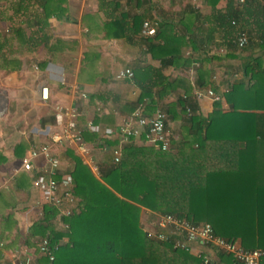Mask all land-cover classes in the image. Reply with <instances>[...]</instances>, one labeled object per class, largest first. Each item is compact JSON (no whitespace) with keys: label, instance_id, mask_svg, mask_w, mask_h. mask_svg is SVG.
<instances>
[{"label":"trees","instance_id":"16d2710c","mask_svg":"<svg viewBox=\"0 0 264 264\" xmlns=\"http://www.w3.org/2000/svg\"><path fill=\"white\" fill-rule=\"evenodd\" d=\"M218 1L206 0L214 10L212 15L193 3L182 7L176 14L185 28L180 33H176L177 23L166 13L163 19L156 18L154 25L151 23L156 31L150 36L143 34L146 16L135 17L133 36H141L140 41L148 46L147 53L160 60L161 67L140 59L142 63L138 61L131 68L132 80L141 94L131 104L129 114L140 109L151 116L160 107L161 99L174 94L175 99L162 110L166 129L171 122H181L179 129L183 134L186 131L183 147L172 153L170 148L128 144L122 147L119 162H114V155L108 153L109 157L99 166L101 178L124 196L127 191L123 188L131 187L137 205L118 197L67 144L58 143L74 159L70 175L77 203L70 216L61 215L62 206L56 202L42 204V215L31 225L28 244L39 253V243L49 238L52 243H59V249L53 262L42 254L36 260L39 264H203L190 251L149 237L142 222L141 205L195 223H211L218 236L240 239L246 249H264V0L238 4L230 1L226 12L215 14ZM10 9L14 11L8 15ZM60 12L51 0H0V25L9 21L7 29L0 30V59H19L14 55L18 52L17 40L28 44V49L35 47L37 39L46 36L41 33L42 28L44 31L54 13L61 16ZM24 23L34 29L40 25L41 30L32 29L28 34ZM194 27L200 36L192 33ZM241 33L248 36L244 47L238 44ZM216 34L221 42L211 47L210 39L214 43ZM253 39L263 51L243 63L239 58L247 53ZM188 49L200 63L195 83L185 70L174 78L164 73L170 66H182L184 51ZM40 64L45 67L46 62ZM220 67H227L228 75L219 74ZM231 71L242 73L241 77L231 75ZM216 74L220 76L213 79ZM204 86H212L227 102L228 109L217 102L214 113L205 116L194 94L195 87ZM101 133L83 131L85 140L96 147L107 143L113 149L118 146ZM30 173L21 172L16 177L20 191L25 192L40 174ZM63 175L60 167L54 177L60 180ZM128 195L131 196L129 191ZM79 197L83 202L78 201ZM57 217L59 221L55 223ZM4 219L9 222L13 214ZM64 223L69 224L68 229ZM65 236L69 241L63 242ZM35 238L40 240L36 243Z\"/></svg>","mask_w":264,"mask_h":264},{"label":"crops","instance_id":"0c3cea01","mask_svg":"<svg viewBox=\"0 0 264 264\" xmlns=\"http://www.w3.org/2000/svg\"><path fill=\"white\" fill-rule=\"evenodd\" d=\"M230 1L239 3V0H219L217 3L219 10L215 14L226 12ZM187 3H193L195 7H203L206 13L213 14L214 10L208 7L206 0H147V2L145 0H51V5L61 11V16H56L54 13L49 23L44 26V31L43 28L41 30L40 25L35 26L34 29L27 27L25 23L22 24L28 34L32 33V29L35 31L39 29L38 31L45 32L46 36L43 39L39 37L36 46L31 49H28L30 47L28 44H21L17 40L18 46L15 48L18 52L14 55L19 59H0V264H17L24 261V258L25 261L29 259L36 261L42 255L37 252L35 246L28 244V238L31 236V225L42 215V204L46 200L34 182L25 192L20 191L17 188L16 177L21 172L30 173L22 170L21 166L23 159L31 150L51 144L52 137L58 130L54 116L56 105L78 107L79 125L83 131L89 129L90 121H93L101 131L108 127L117 128L129 115L131 104L137 102L141 94L140 87L132 78L118 79L117 74L126 68L134 69L140 59L145 60L147 64H153L154 67H161L160 60L153 59L147 53L148 46L140 41L141 36H133L136 29L135 17L145 15L146 20L153 24L156 18L163 19L162 16L166 13L167 18L170 17V20L177 23L176 33L184 32L185 28L176 18V14ZM13 11L14 9L8 10V15L13 14ZM23 12L22 10L21 13ZM8 25L9 21H3L0 30L5 31ZM192 30V33L200 36L197 28L194 27ZM114 33L122 34L117 36ZM215 37V44L213 38L210 39L211 47L221 42L217 34ZM255 41L251 40L248 45L249 50L239 59H252L258 52L263 51L261 47L255 45ZM190 51V49L184 51L182 66H170L164 70V73L174 78L185 70L190 74L192 83H195L196 68L200 63ZM219 52L222 53L223 49L221 48ZM42 62H46L45 67L40 64ZM227 71V67H220L218 73L223 74ZM219 74H216V77L214 75L213 79L218 78ZM232 74L241 77L242 73L235 74L231 71ZM44 85L49 87L48 99H43L41 96V87ZM75 85L79 87V91L74 90ZM208 88L213 87L194 88L201 112L205 116L214 113L217 103L210 97H197L199 91ZM82 92L87 94L86 98L81 96ZM174 99V94H167L160 100L158 108L164 110L165 106ZM219 102L224 110L228 109V104L223 98ZM171 127L178 130L174 132ZM180 127V121L171 122L167 127L172 153L178 152L183 147L186 131L183 134ZM109 140L116 141L115 146L121 145L123 148L128 144H134L158 149L146 143L141 137L124 144L119 140V135ZM86 141L95 147V149L92 147L93 156L99 166L109 157L108 153L113 155V145L107 143L108 148L104 151L90 140ZM51 145L53 154L55 153L61 160L62 172L71 174L74 159L63 152L58 144ZM68 146L84 164L89 166L74 146ZM46 164L44 156L37 157L34 160L33 171L42 173ZM92 173L118 197L139 205L133 201L131 187L123 188L127 191L124 196L101 178V171L99 174L94 171ZM128 191L131 196L128 195ZM75 198L77 201L76 196ZM78 201L83 202L80 197ZM141 208L144 228L154 227L163 213L143 205ZM8 214H13V219L9 222L4 219ZM54 221L57 223L59 217ZM64 227L68 229L69 224L64 223ZM40 239L35 238L34 241L37 243ZM63 239V242L69 241L68 236ZM235 241L242 245L240 239ZM200 250L210 254L216 264H236L230 254L216 247L194 243L190 252L198 257L197 253Z\"/></svg>","mask_w":264,"mask_h":264},{"label":"built area","instance_id":"2783aa9c","mask_svg":"<svg viewBox=\"0 0 264 264\" xmlns=\"http://www.w3.org/2000/svg\"><path fill=\"white\" fill-rule=\"evenodd\" d=\"M247 0H239L244 3ZM155 27L149 20L144 22L143 34L154 35ZM248 43L246 33H241L238 44L244 47ZM134 71L131 68L121 70L117 74L118 79L133 78ZM74 90H80L77 85ZM41 96L43 99L49 98V87H41ZM81 96L86 98L85 92ZM198 98L210 97L215 102L222 101V96L216 93L212 88L197 93ZM55 122L58 127L57 132L52 137L51 144L65 143L74 146L85 158L92 171L99 174L100 167L93 156L92 146L85 140L83 130L79 125L80 112L76 106L56 105ZM166 114L158 108L153 115L149 116L140 109L127 115L117 128H105L103 136L110 139L119 135L121 143H128L144 136L146 143L161 149L168 150L171 146L169 134L166 129ZM88 127L92 131L100 130L93 121L88 122ZM46 144L42 147L31 150L30 154L22 161V170L32 172L34 169V160L39 156L46 159V167L38 176L34 177V185L42 192L46 201H53L62 206L61 215L70 216L76 207V198L73 194V177L70 174H64L60 180L54 175L61 167V160L52 152V145ZM107 150V146L102 147ZM114 162H119L122 155V146L113 149ZM145 232L151 238L169 241L174 247L191 251L194 243L216 247L222 252L232 255L235 262L239 264H263L264 249L254 248L246 249L235 240H230L215 234L211 223H195L187 219L177 217L173 214H162L154 227L146 226ZM59 249V243H52L49 238H43L39 243V251L47 255L50 262L55 260V252ZM203 264H216L214 259L207 252L200 250L197 253ZM17 264H39L37 261L29 259L20 261Z\"/></svg>","mask_w":264,"mask_h":264},{"label":"rangeland","instance_id":"374dc122","mask_svg":"<svg viewBox=\"0 0 264 264\" xmlns=\"http://www.w3.org/2000/svg\"><path fill=\"white\" fill-rule=\"evenodd\" d=\"M242 61H243V63H244V62H246V61H248V60H247V59H243Z\"/></svg>","mask_w":264,"mask_h":264}]
</instances>
